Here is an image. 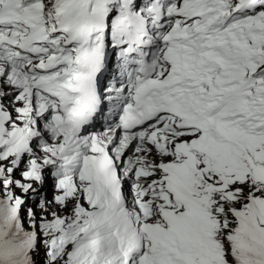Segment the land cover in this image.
<instances>
[{"label": "snow or ice", "instance_id": "6c2138e0", "mask_svg": "<svg viewBox=\"0 0 264 264\" xmlns=\"http://www.w3.org/2000/svg\"><path fill=\"white\" fill-rule=\"evenodd\" d=\"M0 264H264V0H0Z\"/></svg>", "mask_w": 264, "mask_h": 264}]
</instances>
